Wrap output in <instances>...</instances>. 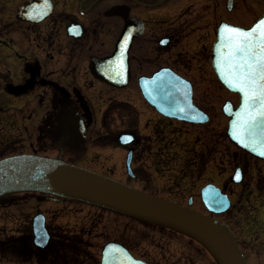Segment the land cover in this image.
<instances>
[{"label": "flooded vegetation", "instance_id": "1", "mask_svg": "<svg viewBox=\"0 0 264 264\" xmlns=\"http://www.w3.org/2000/svg\"><path fill=\"white\" fill-rule=\"evenodd\" d=\"M234 4L232 0L228 9L226 0V11ZM248 7L245 3L240 11L246 14ZM219 8V0H0V159L24 154L54 157L100 172L81 160L105 144L130 152L131 165L137 156L158 155L162 159L154 160L153 165L161 164L156 172L168 167L162 155L177 133L171 124L209 126L211 117L218 115L213 95L221 85L212 69V34L216 37L220 22L249 26L264 12V0L254 3L252 10L258 12L250 24L219 19ZM116 48V69L107 71L103 61ZM157 72L186 79L192 103L207 119L189 122L158 111L140 86L141 78ZM193 82L207 87L199 89ZM202 94L212 99L207 105L200 100ZM69 111L68 131L73 139L81 132L84 137L75 147L63 143L61 117ZM122 133L132 135L131 143L118 141ZM216 137L214 145H202L199 158L205 167L212 164L219 180L202 183L186 203L229 226L245 264H264V159L238 149L226 135L222 137L231 147L223 144L225 149H220ZM139 170L133 167L127 175L140 179ZM183 176L190 179L187 172ZM208 184L227 199L225 210L211 212L204 206L200 190ZM195 200L201 204L196 206ZM48 232L47 247H35L26 234L21 239L27 251L12 256L3 250L1 256L18 260L16 264H43L58 240L57 232ZM59 240H64L62 235ZM3 243L7 246L8 240Z\"/></svg>", "mask_w": 264, "mask_h": 264}, {"label": "water", "instance_id": "2", "mask_svg": "<svg viewBox=\"0 0 264 264\" xmlns=\"http://www.w3.org/2000/svg\"><path fill=\"white\" fill-rule=\"evenodd\" d=\"M231 4L232 0H227L228 9ZM262 20L264 14L250 28L221 23L217 28V39L213 44L212 66L220 83L228 91L239 95L236 107H233L229 101L223 105V112L228 117L227 138L250 155L264 159V155L261 154L264 151V116H257L254 121L245 123L249 112L254 113L260 109V102L247 105L244 94L236 87L235 80L230 74V66L243 55L233 52L231 47L233 41L230 37H234L235 34L231 29L238 28L249 33ZM256 35L258 36L259 33L257 32ZM118 56L116 48L113 56L103 61L107 71L116 69ZM123 63L126 65L125 60ZM140 86L145 98L167 116L198 123L207 119L205 113L192 104L189 82L173 73L157 72L150 78H141ZM62 118L61 126L65 129L64 142L73 144V140L66 139L70 128L69 117ZM130 140L126 135L120 137L122 143ZM130 160L129 152L126 159L128 173H131ZM11 190H38L71 196L141 219L169 225L198 238L212 252L219 264H245L233 233L219 220L175 201L158 198L105 175L60 160L26 155L0 160V193ZM201 195L209 211L221 212L228 206L226 198L212 185L202 188ZM43 225V218L39 215L34 216L32 242L39 248H44L48 242V235ZM99 264L146 263L135 259L120 243L110 241L101 250Z\"/></svg>", "mask_w": 264, "mask_h": 264}, {"label": "rangeland", "instance_id": "3", "mask_svg": "<svg viewBox=\"0 0 264 264\" xmlns=\"http://www.w3.org/2000/svg\"><path fill=\"white\" fill-rule=\"evenodd\" d=\"M234 1L232 11L227 12L225 9L226 0H219V19L227 18L228 21L237 23L252 21L254 13L258 12L252 10L254 3L259 0ZM245 3L251 7V9L248 7L246 14L240 11ZM210 32L213 33L214 31L209 30ZM211 39L215 40L213 34ZM193 85L199 89L207 87L206 83L200 82L195 84L193 82ZM203 96V94L200 96L202 104L210 103L212 99L208 97L207 100ZM214 96L219 104V111L216 117H211L209 122L211 125L171 124L174 125L172 131L177 133L172 132L171 137L170 133L167 135L173 143H170L168 152L162 155L164 156L163 159H167V163L169 162L168 167L164 165L163 169H160L162 174L156 172L155 169L161 164L153 165L154 160L161 162L162 158L157 157L158 155L156 158L153 156L139 158L137 156L131 166L137 170L141 168L139 170L141 178H131L127 175L125 166L126 152L120 148L107 147L105 144L103 147H99L89 159H82L81 163L100 172L108 171L113 177L121 179L133 187L160 197L177 199L186 204L188 194L191 191L198 192L200 185L206 181L217 182L219 180L212 164L208 162L205 167L199 158L202 145L204 148L208 143L211 146L218 134L216 141H219V148L225 149L223 144L226 145L227 149L231 147L228 142L226 144V140L222 137L225 136L227 122V117L222 112V105L227 99L235 105L238 101V95L220 87L218 92H214ZM213 126L214 129H212ZM145 148L148 150V147ZM207 156L205 154L203 160H207ZM185 172L189 173V180H183ZM32 196L35 198L42 197L41 203L30 199ZM19 197L27 200H19ZM46 197L48 196L34 192H16L13 196H0V240L24 236V232L28 233L30 219L37 212L43 213L48 227L53 232L58 233V240L52 247L56 246V248L53 253L49 252L50 259L43 264L61 263L62 259L70 261V264H99L103 244L116 238L127 239L131 250L152 264H218L207 248L184 232L171 230L163 225L144 224L113 210L72 198H67L62 202L43 201ZM195 204L199 206L201 202L195 200ZM121 233H123V237L120 235ZM60 235L64 236L65 241L59 240ZM17 261L7 256L2 257L0 248L1 264H16ZM19 263L22 262L19 261Z\"/></svg>", "mask_w": 264, "mask_h": 264}, {"label": "snow or ice", "instance_id": "4", "mask_svg": "<svg viewBox=\"0 0 264 264\" xmlns=\"http://www.w3.org/2000/svg\"><path fill=\"white\" fill-rule=\"evenodd\" d=\"M231 31L235 34L234 37H230L233 41L231 46L233 52L243 55L230 66V74L235 80L236 87L244 94L247 105L251 106L257 101L260 102L259 110L254 113L249 112L245 122L247 124L249 121H254L257 116H264V20L249 33L238 28ZM261 154L264 155V151ZM236 178L239 179V173Z\"/></svg>", "mask_w": 264, "mask_h": 264}, {"label": "trees", "instance_id": "5", "mask_svg": "<svg viewBox=\"0 0 264 264\" xmlns=\"http://www.w3.org/2000/svg\"><path fill=\"white\" fill-rule=\"evenodd\" d=\"M123 237V233L120 234ZM119 241H121L126 247L130 248V246H128V240L127 239H118Z\"/></svg>", "mask_w": 264, "mask_h": 264}]
</instances>
